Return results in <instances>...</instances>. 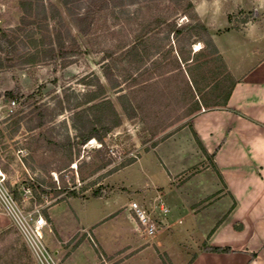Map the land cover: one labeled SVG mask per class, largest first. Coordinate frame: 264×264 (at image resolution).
<instances>
[{
    "label": "rangeland",
    "instance_id": "rangeland-1",
    "mask_svg": "<svg viewBox=\"0 0 264 264\" xmlns=\"http://www.w3.org/2000/svg\"><path fill=\"white\" fill-rule=\"evenodd\" d=\"M66 1L0 0V264H42L25 232L39 217L47 222L43 242L49 256L61 264L65 256L56 253L60 245L46 217L49 209L67 199L122 190L121 182L130 177L144 178L139 166L117 173L178 131L181 123H174L197 99L217 93L210 89L191 99L180 73L163 74L175 67L177 50L192 56L204 48L169 32L163 22L158 26L167 18L189 23L192 0ZM230 1L239 4L230 14L237 28L264 13V0ZM85 15L89 18L80 20ZM139 41L146 50L140 44L138 54H125V47ZM51 47L56 59L44 57ZM194 58L193 74L202 89L219 80L228 85L217 56L204 48ZM114 82L120 90L112 88ZM98 84L105 92L93 103L109 100L122 122L107 133L99 129L102 144L92 139L81 145L72 119L89 107L82 103L90 92H99ZM123 95L138 104L133 118L119 104ZM78 240L75 236L68 246Z\"/></svg>",
    "mask_w": 264,
    "mask_h": 264
},
{
    "label": "crops",
    "instance_id": "crops-1",
    "mask_svg": "<svg viewBox=\"0 0 264 264\" xmlns=\"http://www.w3.org/2000/svg\"><path fill=\"white\" fill-rule=\"evenodd\" d=\"M228 1L192 0L236 82L227 104L206 93L174 123L178 131L117 173L139 166L142 180L51 207L61 264H264V13L237 28L230 14L239 4ZM159 196L169 212L150 237L130 203L150 207ZM205 243L231 252L204 251Z\"/></svg>",
    "mask_w": 264,
    "mask_h": 264
},
{
    "label": "trees",
    "instance_id": "trees-1",
    "mask_svg": "<svg viewBox=\"0 0 264 264\" xmlns=\"http://www.w3.org/2000/svg\"><path fill=\"white\" fill-rule=\"evenodd\" d=\"M74 1H81V0H74ZM68 0L66 1V3ZM188 7L191 10H194L193 5L189 4ZM89 17L82 16V21L87 20ZM191 21L185 25H178L176 22H173L171 18H167L164 21H159L160 23L158 26H160L163 22L169 29V32L173 33L176 36H183L187 40H192L195 39L196 41L194 42H201L204 44V48L209 50L212 54L217 56L218 60L221 61L223 69L226 71L225 64L223 63V60L221 56L219 55V52L211 38V34L207 27L199 20L195 12L193 15L190 17ZM79 31L81 33H85L83 30L79 28ZM144 37V36H143ZM140 36L138 40H142L143 38ZM7 42L12 43L11 39H6ZM36 42V41H35ZM44 39H41L40 43H43ZM56 42H59V38L57 37ZM36 44V43H35ZM144 45V49L146 50V43L144 41H139V43L133 42L131 45L128 47H125V54H128L130 51H138V45ZM44 45V43L42 44ZM53 45V44H51ZM204 48L202 50H204ZM128 50V51H127ZM201 50V51H202ZM44 57L51 59H56L58 56L57 51L54 49V47H51L49 51L44 50ZM139 51L137 52V54ZM201 53V52H200ZM198 53V54H200ZM159 54V53H158ZM174 62H175V67H170L168 70L163 73L166 76H171V74L177 72L183 78V91L184 94L187 96L191 95L192 98H195V93L200 94L201 92L205 91V88L202 89L200 87V83L197 80L196 76L193 74V68L191 67V63L194 62L195 58L191 56V52H186L184 49H180L176 51V57H174ZM182 65H185V69L181 67ZM187 68V69H186ZM201 68V67H197ZM227 77L225 80H229V83L227 86L223 87V83L219 81H215L213 86L210 88L212 89V94L217 92L215 95V99L219 100V105L225 106L229 100V97L231 95L232 89L234 88L236 82L231 79V77L226 74ZM112 88L114 90H120L121 89V84L119 82H114L111 83ZM97 88H99V92L97 93H89L87 95V98L85 101L82 103L83 105H89L86 109L78 110L81 107H77V112L74 113L73 116V127L76 131L77 138L79 140V143L81 145L86 144L88 141L92 139H97L101 144L103 143V137L100 136L99 129L103 130L104 133H107L111 128H116L121 125V117L114 107V105L109 101V100H103L99 103H93L95 100L98 98L102 97L104 95V88L101 85H97ZM143 89H146L145 87ZM120 92V91H119ZM122 92V91H121ZM139 92V91H138ZM129 98V95H123L119 96V104L121 108L123 109L124 113L126 114L127 117L133 118L136 116V111L138 110V104L136 105V101H130L127 100ZM93 103V104H92ZM140 103V102H139ZM199 105V104H198ZM141 108V107H140ZM200 108V105L198 106ZM91 111V113H90ZM131 111V113H130ZM133 114V115H132ZM42 126V123H39L35 128H39ZM196 137V136H195ZM197 142L201 146L203 153L207 154L205 150L203 149L202 145L200 144L198 138L196 137ZM215 171L216 168H214ZM47 219L49 218L48 215L46 214ZM204 251L207 252H214V253H229L231 252L230 248H222V247H212L209 246L208 244H204L203 247Z\"/></svg>",
    "mask_w": 264,
    "mask_h": 264
},
{
    "label": "built area",
    "instance_id": "built-area-1",
    "mask_svg": "<svg viewBox=\"0 0 264 264\" xmlns=\"http://www.w3.org/2000/svg\"><path fill=\"white\" fill-rule=\"evenodd\" d=\"M11 104L14 106L16 101L13 100ZM130 210L134 217L137 219L142 227V231L145 235L153 237L160 230L161 226V214H167L169 209L167 208L163 197L159 196L154 199L150 207L133 201L130 203ZM47 225L44 218L39 217L32 226L25 229L26 236L30 242L33 251L41 260L42 264H55L52 258L49 256L47 247L44 245V232L43 229Z\"/></svg>",
    "mask_w": 264,
    "mask_h": 264
}]
</instances>
